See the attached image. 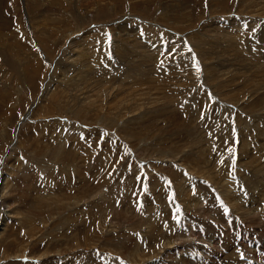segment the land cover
<instances>
[{
    "label": "rangeland",
    "instance_id": "374dc122",
    "mask_svg": "<svg viewBox=\"0 0 264 264\" xmlns=\"http://www.w3.org/2000/svg\"><path fill=\"white\" fill-rule=\"evenodd\" d=\"M263 5L0 0V264H264Z\"/></svg>",
    "mask_w": 264,
    "mask_h": 264
},
{
    "label": "bare ground",
    "instance_id": "6f19581e",
    "mask_svg": "<svg viewBox=\"0 0 264 264\" xmlns=\"http://www.w3.org/2000/svg\"><path fill=\"white\" fill-rule=\"evenodd\" d=\"M249 2V1H248ZM264 6V5H263ZM260 8H262V6L260 7ZM264 9V8H263ZM256 11V10H255ZM253 16V15H252ZM236 19H237V17H235ZM239 19V18H238ZM256 20V19H255ZM214 23V22H213ZM216 23V22H215ZM233 23H235V22H232V24ZM236 23H241V21L239 22V21H236ZM244 23V22H243ZM216 24H219V23H216ZM242 24V23H241ZM235 25V24H234ZM252 25V24H251ZM215 26V25H214ZM218 26V25H217ZM221 26V25H220ZM219 26V27H220ZM239 26V25H238ZM242 26H243V24H242ZM219 27H218V29H219ZM222 27V26H221ZM220 27V29H222ZM227 27V26H226ZM234 27V26H233ZM217 29V28H216ZM233 29V28H232ZM219 32V31H218ZM223 32V31H222ZM217 42V41H216ZM75 43V41H73L72 42V44H74ZM71 44V45H72ZM211 46V45H210ZM77 52V51H76ZM73 55H74V53H73ZM75 55H77L76 53H75ZM78 56H80V55H78ZM153 57V56H152ZM250 61V60H249ZM96 64V63H95ZM96 66V65H95ZM262 67V66H261ZM117 70V69H116ZM91 71V70H90ZM104 71V70H103ZM259 71V70H258ZM264 71V70H263ZM86 72V71H85ZM231 72V71H230ZM238 72V71H237ZM92 73V72H91ZM239 74V73H238ZM79 75H81V74H79ZM79 75H78V77H79ZM86 75V74H85ZM240 75V74H239ZM116 77V76H115ZM121 77V76H120ZM85 78V77H84ZM92 78H94V76L92 77ZM154 78V77H153ZM255 78V77H254ZM95 79V78H94ZM262 79V78H261ZM157 80V79H156ZM254 80V79H253ZM119 81V80H118ZM127 81V80H126ZM126 81H124V84L125 83H127ZM87 82H89V79L87 80V81H81L80 83H78L77 82V89H78V85H81L82 83H87ZM117 82V81H116ZM142 82V81H141ZM154 82V81H153ZM118 83H120V81L118 82ZM129 83V82H128ZM127 83V84H128ZM139 82H137V83H132L131 82V85L132 86H145V84L146 83H142V85L141 84H138ZM151 83V82H150ZM158 83V82H157ZM156 82L154 83V85H156L157 84ZM123 84V85H124ZM149 84V83H148ZM153 84V83H152ZM90 85V84H89ZM122 85V84H121ZM129 85H130V83H129ZM147 85V84H146ZM150 85V84H149ZM127 86V85H126ZM151 86V85H150ZM157 86V85H156ZM74 87V86H73ZM145 87H147V86H145ZM154 87V86H153ZM85 88V87H84ZM83 88V89H84ZM158 88V87H157ZM82 89V88H81ZM82 89V90H83ZM86 89H87V87H86ZM145 89V88H144ZM143 89V90H144ZM148 89V88H147ZM160 90V89H159ZM77 91V90H76ZM79 91H81L80 89H79ZM85 91H87V90H85ZM108 91V90H107ZM146 91V90H145ZM168 91V90H167ZM82 92V91H81ZM109 92V91H108ZM132 92H134V91H132ZM131 92V93H132ZM140 92V91H139ZM138 92V93H139ZM122 93V92H121ZM141 93V92H140ZM142 93H143V91H142ZM150 93V92H149ZM150 94H152V93H150ZM149 94V95H150ZM61 95V94H60ZM84 95V94H83ZM91 95V94H90ZM127 95V94H126ZM130 95V94H129ZM133 95H135V94H133ZM145 95V94H144ZM148 95V94H147ZM101 96V95H100ZM136 98H139L140 97V94H139V97L138 96H135ZM232 97V96H231ZM124 99V98H127V97H125V96H123V97H121V99ZM119 99V98H118ZM127 99H129V98H127ZM127 99H124L125 101H127ZM140 99H141V97H140ZM144 99V98H143ZM135 100V99H134ZM97 101V100H96ZM129 101V100H128ZM135 102V101H134ZM95 105H96V103H94ZM100 104V103H99ZM121 104V103H120ZM124 104H125V102H124ZM122 105V104H121ZM92 106V105H91ZM94 106V105H93ZM123 106V105H122ZM119 107V106H118ZM96 108V107H95ZM118 109V108H117ZM40 112V111H39ZM41 114V113H40ZM37 118V117H36ZM106 118V117H105ZM249 127V126H248ZM186 168H188V167H186ZM20 169H22V167L20 168ZM192 169H194L195 171H197L195 168H193L192 167ZM201 169V168H200ZM199 169V170H200ZM215 170V169H214ZM213 170V171H214ZM9 171H11V173H10V175H13V171H12V168L10 169V170H8V172H7V174H3L2 175V177H1V179H0V208L2 207V210H3V214H6L7 216H3L2 218V220L0 219V221H3V223H1V225H0V240L4 237V235L6 234V232L8 231V226H9V220L12 218V217H14L16 214L18 215V214H20V217L19 216H17L16 215V218H18V219H20V224L21 223H27L26 221H27V219L25 220V221H23L24 219H23V217L25 216V215H23L24 213H21V212H19V211H15V212H12L13 213V216H12V214H11V212H6V211H4V205H6L7 204V202L4 200V198L5 197H7L9 194H10V191H9V188H10V185H9V183H8V175H9ZM24 171H26V170H24ZM201 171V170H200ZM212 171V170H211ZM13 172V173H12ZM221 173V172H220ZM212 174H214L213 172H212ZM215 174H216V172H215ZM214 174V175H215ZM221 175V174H220ZM14 176V175H13ZM215 176H219V173H218V175H215ZM212 177V176H211ZM220 177V176H219ZM223 177V176H222ZM15 178V177H14ZM11 179V178H10ZM224 179V178H223ZM12 180V179H11ZM218 181V180H217ZM214 182V181H213ZM223 182V181H222ZM217 183V182H216ZM223 184H226V183H224L223 182ZM223 184L222 185H220L219 187H223ZM218 185V184H217ZM225 188H226V186H225ZM225 188H224V190H225ZM6 189V190H5ZM224 192V191H223ZM226 192V191H225ZM224 192V193H225ZM227 192H228V189H227ZM230 192L231 191H229V193H228V195H227V197L225 198V201H227L229 204H230ZM54 199H56L55 197H53ZM50 200V199H49ZM46 201L47 202H49L48 201V198L46 199ZM41 202V201H40ZM42 202H44V201H42ZM50 203V202H49ZM41 204V203H40ZM39 204V205H40ZM44 204V203H43ZM48 203H46V208H49L50 210L52 209V208H54V206H53V204H52V208H51V206H49V204L47 205ZM51 205V204H50ZM56 205V204H55ZM59 205V204H58ZM231 205V207H232V204H230ZM37 206V205H36ZM48 206V207H47ZM42 207H44V206H42ZM56 207V206H55ZM6 208V207H5ZM38 208H40V207H38ZM45 208V209H46ZM58 208V207H57ZM115 208V207H114ZM44 209V208H43ZM230 209H233V208H230ZM54 211H55V209H54ZM59 211V210H58ZM234 211H236L237 213H238V215H239V212L237 211V210H234ZM52 212V211H51ZM229 212V211H228ZM233 213V212H232ZM52 214V213H51ZM21 215H23V216H21ZM233 215V214H232ZM1 218V217H0ZM14 219V218H13ZM30 220V219H29ZM38 222V221H37ZM229 222V221H228ZM29 223V222H28ZM214 223V222H213ZM11 224V223H10ZM42 224V223H41ZM10 227V226H9ZM14 227V226H13ZM25 228V227H24ZM11 229H12V227H11ZM26 229V228H25ZM10 230V229H9ZM26 231V230H25ZM6 236V235H5ZM6 241V240H5ZM14 241V240H13ZM2 242V241H1ZM4 242V241H3ZM202 242V241H201ZM205 242V241H204ZM23 245V244H22ZM177 246V244H174V245H169V246H165L164 247V249H172L173 248V250H171L168 254L166 253L165 255H164V257L162 258V256L160 257V262L162 261V263L164 262V261H168L169 260V263L171 262V264H176L175 263V260H173V261H171V259H168V256H170L171 254H174L176 257H173V258H176V260L178 259V258H188V259H190L191 261L193 260V257L192 256H190L187 252L185 253V251H181V250H179L178 248L179 247H176ZM163 249V250H164ZM157 252V251H156ZM158 253V252H157ZM21 255H23L24 253H20ZM162 254V253H161ZM163 255V254H162ZM5 256V255H4ZM24 256V255H23ZM15 257L16 258H18V255H15ZM171 257V256H170ZM178 257V258H177ZM161 258H162V260H161ZM252 259V258H251ZM179 260V259H178ZM186 259H183V262L185 261ZM196 260V259H195ZM181 261V260H180ZM197 261V260H196ZM181 263V264H185V263ZM188 263V262H187Z\"/></svg>",
    "mask_w": 264,
    "mask_h": 264
},
{
    "label": "snow or ice",
    "instance_id": "6c2138e0",
    "mask_svg": "<svg viewBox=\"0 0 264 264\" xmlns=\"http://www.w3.org/2000/svg\"><path fill=\"white\" fill-rule=\"evenodd\" d=\"M110 39V37H109ZM191 50V49H190ZM231 151V150H230ZM137 179H139V177H137ZM170 183V182H169ZM145 191H147V188L145 187ZM225 211H227V209H225Z\"/></svg>",
    "mask_w": 264,
    "mask_h": 264
},
{
    "label": "built area",
    "instance_id": "2783aa9c",
    "mask_svg": "<svg viewBox=\"0 0 264 264\" xmlns=\"http://www.w3.org/2000/svg\"><path fill=\"white\" fill-rule=\"evenodd\" d=\"M257 262L262 264V262H261V261H257Z\"/></svg>",
    "mask_w": 264,
    "mask_h": 264
}]
</instances>
